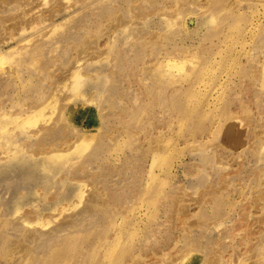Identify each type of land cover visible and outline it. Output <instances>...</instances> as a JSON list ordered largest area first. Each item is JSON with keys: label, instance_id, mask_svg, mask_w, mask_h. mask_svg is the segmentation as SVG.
I'll return each instance as SVG.
<instances>
[{"label": "rangeland", "instance_id": "obj_1", "mask_svg": "<svg viewBox=\"0 0 264 264\" xmlns=\"http://www.w3.org/2000/svg\"><path fill=\"white\" fill-rule=\"evenodd\" d=\"M8 1L0 106L15 119L59 99L37 125H0L32 149L69 99L83 111L63 125L83 142L48 170L6 148L0 264H264V0ZM65 219L70 250L50 236Z\"/></svg>", "mask_w": 264, "mask_h": 264}, {"label": "bare ground", "instance_id": "obj_2", "mask_svg": "<svg viewBox=\"0 0 264 264\" xmlns=\"http://www.w3.org/2000/svg\"><path fill=\"white\" fill-rule=\"evenodd\" d=\"M8 0H6V2H7ZM0 2H2V0L0 1ZM9 2V1H8ZM8 2H7V4H8ZM23 4H24V2L23 1H21ZM30 2V1H29ZM20 3V2H19ZM21 3V4H22ZM20 4V5H21ZM23 6H25V4L23 5ZM32 6V5H31ZM33 6H34V3H33ZM21 7V6H20ZM30 7V6H29ZM0 8H2L1 6H0ZM28 8V7H27ZM35 8V7H34ZM17 9H18V7H17ZM27 10H29V9H27ZM30 11V10H29ZM0 12H2V9H0ZM16 13V12H15ZM15 13H13V14H15ZM18 13V15H19V12H17ZM16 13V14H17ZM26 13H27V11H26ZM25 13V14H26ZM29 13V12H28ZM20 14H21V11H20ZM12 16V15H11ZM11 16H7L9 19H10V17ZM26 16H27V14H26ZM6 16H1V18H4V21H5V18H7ZM14 17V16H13ZM23 17V16H22ZM22 17L20 16V18L22 19ZM16 18V17H15ZM18 18V17H17ZM19 18V19H20ZM8 19V20H9ZM13 19V21H14V18H12ZM11 19V20H12ZM21 19H20V21H21ZM36 19V18H35ZM34 19V20H35ZM45 19H46V17H45ZM7 20V19H6ZM17 20V19H16ZM27 20H29V19H27ZM33 20V19H32ZM32 20H31V22H32ZM3 21V20H2ZM25 21H26V19H25ZM24 21V22H25ZM37 21V20H36ZM36 21L34 22L33 21V23H36ZM10 22V21H9ZM3 23V22H2ZM4 23H6V22H4ZM38 23V22H37ZM40 23V22H39ZM7 24V23H6ZM32 25V24H31ZM37 25V24H36ZM15 26H18V27H20V25H18V24H16ZM22 26V25H21ZM26 26H28L27 25V23H26ZM33 27H34V24L32 25ZM28 28V27H27ZM17 29V28H16ZM19 29V28H18ZM2 30V29H1ZM19 31H21V30H19ZM16 33H17V31H16ZM8 34V33H7ZM3 35V34H2ZM0 41H2V40H0ZM36 44V43H35ZM89 45V44H88ZM45 48L46 46H42V48ZM88 47V46H87ZM92 47V46H91ZM32 48V47H31ZM40 47H38V49H39ZM42 48H40L42 51H45L44 49H42ZM50 48H51V46H50ZM38 49L36 48L35 49V51H36V53L33 51V53H31V56H32V54L34 55V54H36L37 55V51H38ZM40 49H39V51H40ZM84 52V51H83ZM82 52V53H83ZM81 53V54H82ZM84 53H86V52H84ZM97 54H98V52H97ZM86 55V54H85ZM28 57H30L29 56V54L27 55ZM80 56V55H79ZM30 60H31V58H30ZM34 60V59H33ZM32 60V61H33ZM4 64H5V59L2 57V56H0V71H1V69L3 68V66H4ZM79 70H78V68L76 69L75 68V70L73 71V73H72V75H73V77H74V83H73V85H75V87H77L79 84H78V82H79V79H80V77H79V74H77V73H79L78 72ZM3 73H1V76H0V89H1V87L2 88H4V90L2 91L3 93L4 92H6V87H7V85L4 87V84H3V82H6V81H9V79H6V76L4 75H2ZM81 74V73H80ZM89 76H90V74H89ZM54 79H56V78H54ZM60 80V79H59ZM62 80V79H61ZM54 83V82H53ZM6 84H7V82H6ZM52 84V83H51ZM55 84V83H54ZM60 84V83H59ZM71 84V83H70ZM9 86V85H8ZM68 87V86H67ZM1 92V91H0ZM44 94H46V93H44ZM48 94H50V93H48ZM47 98L45 99V102L43 101H41V97H36L35 99H27V101L29 100V102L27 103V104H24L25 106H27V108H25L24 107V109L23 110H19V113H18V116H17V118H15V119H13V118H11V116H10V114L8 113V112H5L6 111V109H4V108H6V105H4L3 103H5L6 102V100L4 101V102H2V106H0V108H3V112H0V122H2V121H4V120H10V121H13V122H15L17 125H16V129H21L22 127H23V129H25V128H27L26 127V124H28V125H30V124H35V125H37V123H38V120L42 117V116H44L43 115V112H44V109H46L47 107H49L52 103H54V102H56V100H58L59 98L57 97L58 95H57V93H56V95L54 94V95H45ZM69 96V95H68ZM67 95H66V97H68ZM65 97V96H64ZM65 97V98H66ZM29 98V97H28ZM56 98V99H55ZM58 98V99H57ZM65 98H63L64 99V101L67 99H65ZM87 99V98H86ZM68 100V101H67ZM66 101L67 102H65L64 104H66L65 105V108H66V110H65V112H61V114H60V117H59V119L56 121V123H55V125L53 126V128H51L50 129V131H49V133L48 134H46L47 133V131L48 130H45L46 129V127H44L43 125H41V127L43 128L44 127V133H43V130H42V128L41 127H37V128H39L38 130H35V133H34V135H42V136H40V139H38L39 141L37 142V144H35V147H33L32 149H31V144L29 143V142H31V140H32V138H33V136H31V135H28V138H29V140L30 141H26V143H20L19 142V140H20V138H22V136H21V133L22 132H20V133H17V135H13V134H15L14 132H15V130L13 129V130H9V128L7 127V126H5V125H0V133H3V134H5L6 136L8 135V133H10L11 134V137H6V136H2V137H0V163L2 162V161H6V159L8 160V159H10V156H9V151L6 149V148H8V146H11V150L10 151H13L14 152V154H17V155H20V154H28L29 155V157H31L32 159H34L35 161L34 162H37V161H39L40 163H38L37 164V167H39V168H43V170H48L49 169V165H50V163L51 162H53V161H55V160H57V159H63L65 156H67V157H69L70 155H73V154H75L80 148H81V146H77L78 144L77 143H80V142H83L82 141V139H83V137H78L77 135L75 136V135H73L71 132H69V130H68V128L66 127V126H64L63 125V122L64 121H68L69 123H70V121L73 119V117H74V115H75V113H74V110L76 109V108H78V111H80V110H82V108H83V106H84V104L83 105H77V106H73L72 104H71V101L72 100H69V99H67ZM63 101V102H64ZM88 101V100H87ZM42 102V103H41ZM83 111V110H82ZM39 124V123H38ZM31 126V125H30ZM39 126V125H38ZM48 127H49V125H47ZM28 128H29V126H28ZM33 128V127H32ZM10 129H11V127H10ZM71 129H72V127H71ZM1 131H3V132H1ZM33 131V130H32ZM46 132V133H45ZM44 134H46V135H44ZM8 136H10V135H8ZM37 136V137H38ZM58 137H62L64 140H70V139H76L77 138V140L78 141H76L75 140V142H73L71 145H69V143H68V147H67V149H68V152H61L60 151V149L57 147V144L58 143H56V139L58 138ZM2 140H4V142L2 141ZM3 142V143H2ZM9 149V148H8ZM39 159H41V160H39ZM74 178H76V177H74ZM66 182H64L63 184L64 185H66L65 184ZM72 183V182H71ZM73 184V183H72ZM63 185V186H64ZM74 189H75V195L79 198V199H82L83 198V195H84V189H85V187H86V182H82L81 184H74ZM60 195H61V193H60ZM62 196V195H61ZM61 196H59L58 195V193H55V196L52 198V200H50L49 202H46V205H45V209L47 208V207H50L51 205H53V203H55V202H57L60 198H61ZM85 198V197H84ZM93 198V197H92ZM92 200V199H91ZM74 203V202H73ZM76 204H78V203H76ZM76 204H74V205H76ZM57 205V204H56ZM62 206H64V205H62ZM66 206V205H65ZM68 206H72V205H68ZM52 207V206H51ZM69 207V208H70ZM39 208H40V210L41 209H43L44 208V206H42V205H39ZM72 208V207H71ZM21 209H18V211H20ZM36 211H38V210H36ZM63 211H69L68 209H63L62 211H61V209H59V212L60 213H64ZM34 212V211H33ZM58 212V211H57ZM81 212H83V210L81 211ZM81 212H79V213H77L76 215H79V214H81ZM30 213V212H29ZM18 215V217H19V219H20V221H22L23 223H25L27 220H29V215H23V214H21L20 212L19 213H17ZM72 218H73V215H70ZM71 217H68V219L69 218H71ZM17 218V217H16ZM68 219H67V221H68ZM77 218H75L73 221H75ZM79 220H80V218H79ZM65 221H66V219H65ZM66 221V223H68ZM62 222V221H61ZM71 222V221H70ZM70 222L66 225V226H59L57 229H52V231L53 232H50V236L51 235H53V237H55V236H63V235H65L66 236V234L65 233H68L67 234V236L65 237V244H66V246L67 245H69V246H67L65 249L66 250H70L71 248H70V240L71 239H74L75 238V236H73L72 237V234H69V231H70V229H73L74 227H75V225L74 226H72V225H70ZM63 223H64V220H63ZM65 224V223H64ZM63 224V225H64ZM23 226V225H22ZM25 226V225H24ZM67 227V228H66ZM73 227V228H72ZM55 230V231H54ZM30 232V231H29ZM42 232V231H41ZM49 233V232H48ZM48 233H45V235L47 234L48 235ZM46 235V236H47ZM32 237V236H31ZM33 237H34V234H33ZM37 238H38V236H36ZM35 239V238H34ZM118 239H119V237H118ZM108 242V241H107ZM109 244V243H108ZM112 245V244H111ZM209 262V261H208ZM210 262H211V260H210ZM217 264H218V261L216 262ZM214 261H213V263L211 262V264H216ZM207 264V263H206ZM210 264V263H209ZM219 264H224V263H222L221 261L219 262Z\"/></svg>", "mask_w": 264, "mask_h": 264}]
</instances>
